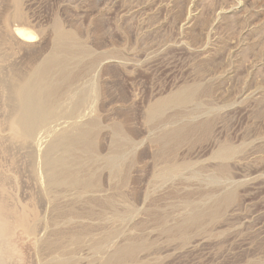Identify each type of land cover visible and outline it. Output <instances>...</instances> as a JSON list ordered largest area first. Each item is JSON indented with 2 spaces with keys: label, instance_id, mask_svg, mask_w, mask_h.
<instances>
[{
  "label": "rangeland",
  "instance_id": "rangeland-1",
  "mask_svg": "<svg viewBox=\"0 0 264 264\" xmlns=\"http://www.w3.org/2000/svg\"><path fill=\"white\" fill-rule=\"evenodd\" d=\"M5 1L0 0L3 71L24 72L42 61L53 48L58 22L89 50L91 57L85 61L95 58L77 86L91 90L90 109L79 121L97 117V152L108 153L115 126L135 147L127 152L128 218L118 219L110 207L72 203V194L60 198L54 209L50 198L42 196V153L53 133L70 123L46 135L41 130L38 137L45 139L40 145L37 139L31 148L10 144L0 83V172L8 193H15L9 202L37 209L39 223L38 235L26 238L17 232L19 252L5 263L58 264L63 259L64 264H100L117 245L135 242L146 248L127 264H264V0H22L20 19L11 18L14 5ZM17 28L32 32L36 42H24L15 35ZM191 85L198 87L188 108L170 106L161 120L148 119L151 103ZM203 120L209 121L207 127L160 153L157 138L163 129ZM222 144L236 148L234 158H214ZM168 157L187 166L163 178L159 173ZM218 164L226 169L219 170ZM105 172L100 179L103 194L118 198L112 185L117 179L111 181ZM228 190L234 196L215 218L188 228L185 235L165 232L187 212L201 210ZM64 209L76 216L65 215ZM110 231V238L103 240ZM80 233L83 238L77 242ZM95 241L104 249L97 252Z\"/></svg>",
  "mask_w": 264,
  "mask_h": 264
},
{
  "label": "bare ground",
  "instance_id": "bare-ground-1",
  "mask_svg": "<svg viewBox=\"0 0 264 264\" xmlns=\"http://www.w3.org/2000/svg\"><path fill=\"white\" fill-rule=\"evenodd\" d=\"M10 1L13 3L11 5H14L13 7L15 8L14 12H12L13 14H10L11 18L20 19L22 16L20 9L22 0ZM10 3L8 5H10ZM10 15L8 20H12ZM54 33V45L52 50L42 59V61L32 66L27 71L25 70L24 72H21V70L17 71V68V70L11 68L10 71L8 70L9 72H4L3 69L6 68L0 65L2 67H0V83L2 89L4 90V96H6L5 98L7 100L5 103H7L8 107V112H6L7 117H2L6 119L4 121L7 131L5 137L10 144H17L25 148H31L34 142H36V139L37 142L35 144L40 145V142H42L45 135L54 131L57 125L59 126V124L62 123H70L66 128L56 133L52 132L54 135L52 134L53 136L51 137V140H49V143L42 153L41 161L43 162L42 167L44 168V177L43 175L41 176L42 179L44 178V192L42 191V196L43 193H45L53 203L52 208L54 207V209H58V200L63 197L66 198L72 194V203L83 201L104 208L110 207L114 211L113 213L115 217L118 219L120 218V220L126 219V217L128 218L130 216L127 215L131 212V208L129 207L130 205L127 204L128 201L125 194L127 172L129 169L127 152L129 148L134 147V142L130 138L123 135L119 126H115L113 128L112 146L110 147L108 153L102 155L97 152L98 146L96 145V138L99 130V122L96 119L97 117L85 121L82 120L83 122L79 121V119H82V116L84 117L83 113L91 106L88 102L89 96L91 97L92 95L90 93L91 90L89 89L90 87L77 86V80L86 72V70H89L93 66L95 58H91L90 61H85V58H88L90 55L89 50L77 41L74 33L64 30L58 22L54 25ZM15 35H17L24 42H36L35 35L22 28H17L15 30ZM4 57H2V59H4ZM91 87L93 88V85ZM197 87L191 85L180 88L163 98L157 99L151 103L147 109L148 119L150 121L161 120L164 115V110L170 106L176 107L178 110L185 109L189 104H192L196 100ZM1 104L3 106L4 103ZM207 114L210 115V113ZM187 116L191 117V115ZM194 117L192 115V118ZM208 123V120L199 122L188 121L173 125L169 128L166 127L161 131L157 138L161 143L160 153H166V147L168 145H177L192 131L200 127H207ZM58 126L57 128H59ZM41 130L44 131L43 134H46L38 137ZM1 132L3 131L1 130ZM5 137L3 139H5ZM9 147L10 146L8 145V148ZM39 148H41V146ZM235 154H237L235 147L228 144H222L214 152V158L220 161H226L234 158ZM14 155H16V153ZM167 161V164L160 170L159 173L160 175H163V178L167 175H175L180 172V169L183 166H187V164L177 163L169 157ZM222 164H218L219 170L224 171L226 169V165L224 166ZM92 165H96V167L92 168ZM104 171L107 172L111 181L117 179V183L112 185L114 187L116 186L115 188L118 189V198H115L117 194H115L116 196H113V194H103L105 190L102 188V184L100 185V179ZM2 176V172H0V264H6L7 262L5 263V261H7V258L15 257L14 255H17V252H19L15 246L17 242L14 244L18 233L21 232V235L25 234L26 238L29 235L34 236V234L36 235L38 232L39 223L36 214L37 209H35L33 205L32 206L35 211L34 209L26 208L29 206L28 204V206L21 207V205H16L17 201L15 204L13 202H9L8 199H12V195L15 193H8ZM11 181L9 179L10 183ZM37 191L39 192V190ZM233 196V190H228L220 195H217L214 199H212L213 201H211L209 205H204V208L202 206L201 210L196 211L194 209L193 211L191 209L193 212L190 211L185 215L183 214L184 216L179 218L173 226L167 227L165 232L170 236L185 235L188 228L199 225L206 218H215L218 215L221 206L231 201ZM14 197L15 196H13V198ZM49 198L47 200H49ZM43 201H45L44 197ZM117 202L121 205V207H118ZM64 210H67L64 213L67 216L73 213L68 209ZM92 212L93 210L90 209L89 214ZM41 217L42 216L39 218L41 219ZM67 220H70L69 217ZM21 235L19 236L23 237ZM111 235V231L105 233L103 240L109 239ZM80 236H82L81 233L76 235L75 240L77 242L80 241V238H83ZM83 236H85L84 233ZM26 242L23 243L25 244ZM47 245L50 246L49 248L55 246L51 241L47 242ZM93 246L97 252L104 249L101 241H95ZM144 248H146L145 245L135 242L119 244L109 252L107 257L103 259L100 264H127L130 261H134L139 250ZM65 261L66 260L59 259L57 260V263L64 264Z\"/></svg>",
  "mask_w": 264,
  "mask_h": 264
}]
</instances>
